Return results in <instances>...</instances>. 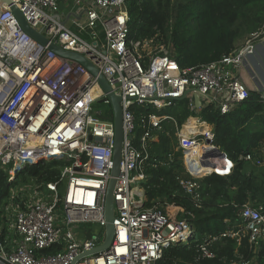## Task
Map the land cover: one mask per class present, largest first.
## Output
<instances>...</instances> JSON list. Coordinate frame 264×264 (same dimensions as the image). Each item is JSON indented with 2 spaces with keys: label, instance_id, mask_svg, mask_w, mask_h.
Returning a JSON list of instances; mask_svg holds the SVG:
<instances>
[{
  "label": "built area",
  "instance_id": "built-area-1",
  "mask_svg": "<svg viewBox=\"0 0 264 264\" xmlns=\"http://www.w3.org/2000/svg\"><path fill=\"white\" fill-rule=\"evenodd\" d=\"M12 7L48 43L88 60L120 98L123 137L112 192L113 239L100 253L79 259L105 240L104 201L114 125L112 115L101 118L105 116L93 112V104L109 102L81 64L55 55L48 45L27 35ZM127 22L126 0H10L0 8V169L13 181L23 166L53 159L68 162L57 181L43 189L22 182L11 189L2 208L6 233L0 239V264H157L165 248L193 238L186 220L143 207L140 185L148 143L162 131V121L172 118L146 113L137 121L134 109L160 112L188 100L189 132L177 133V143L190 179L179 184L194 199L198 178L226 176L233 169V162L214 146L212 130H197L201 119L192 115L193 95L202 106L211 104L221 114L243 102L249 89L239 72L264 39V25L219 60L180 69L166 46L155 45L153 39L129 40ZM215 149L222 155L217 156ZM242 160L264 168V157L246 155ZM263 210L262 205H244L238 214L253 247L264 237ZM86 225L102 230L93 234ZM212 240L200 245L203 257L212 258L207 248ZM49 248L56 251L46 252Z\"/></svg>",
  "mask_w": 264,
  "mask_h": 264
},
{
  "label": "trees",
  "instance_id": "trees-1",
  "mask_svg": "<svg viewBox=\"0 0 264 264\" xmlns=\"http://www.w3.org/2000/svg\"><path fill=\"white\" fill-rule=\"evenodd\" d=\"M126 10L128 39H153L155 45L166 46L180 69L219 60L235 49L240 38L258 32L264 25V0H126ZM187 104L188 100L182 99L160 112L134 109V115L137 121L146 113L170 116L179 127L191 114ZM197 116L212 127L214 146L234 166L226 176L210 174L197 179L194 199L179 184L189 177L183 169V154L175 149L178 143L173 125L162 121V131L156 141L148 143L143 162L145 179L140 185L143 207L162 208L169 219H174L167 214L169 207L175 208L178 218L174 220L190 223L194 236L186 244L165 248L157 264H264V237L258 247L250 245L238 216L244 205L264 206V168L257 172L253 168L248 170V163L242 160L246 155L264 157V96L249 91L248 97L227 114L209 104L202 106ZM66 164L64 160L53 159L26 165L16 171L13 181L6 170L0 169V239L6 233L2 208L11 189L19 182L43 189L46 183L57 181ZM203 171L206 170H200ZM228 232L238 236L221 237ZM207 239H214L207 247L212 258L203 257L199 248Z\"/></svg>",
  "mask_w": 264,
  "mask_h": 264
},
{
  "label": "water",
  "instance_id": "water-1",
  "mask_svg": "<svg viewBox=\"0 0 264 264\" xmlns=\"http://www.w3.org/2000/svg\"><path fill=\"white\" fill-rule=\"evenodd\" d=\"M10 0H0V8L4 5H9ZM12 14L16 17V19L19 21L22 29L24 32L41 43L42 45H48L49 50H51L55 55L64 58L69 59L78 62L81 64L92 76H94L97 79V83L103 93L106 95V99L109 102V105L111 107L112 112V121L114 125V147H113V154H112V168L110 172V179L107 184L106 188V194H105V201H104V218H105V240L104 243L101 246H98L94 248L93 250L83 253L80 257L94 255L97 253H100L102 251H105L108 249L109 245L112 242L113 239V200H112V192L115 186L116 178L119 174V164H120V157H121V148H122V115H121V107H120V98L115 96L114 93L111 91L108 83L106 82L105 78L102 74L99 73V71L88 61L86 60L82 55L62 50L60 47L53 43H48V41L42 37L38 32H35L33 29H31L24 19L22 18L19 11L15 8H11ZM65 22V21H63ZM193 101L197 108L200 107V99L198 95H193ZM103 100H98V103H102ZM104 119H109L106 117H101ZM208 145H210L209 142H207ZM217 156H221L222 153L215 149L213 151ZM89 237V235H88ZM87 237V238H88Z\"/></svg>",
  "mask_w": 264,
  "mask_h": 264
},
{
  "label": "crops",
  "instance_id": "crops-1",
  "mask_svg": "<svg viewBox=\"0 0 264 264\" xmlns=\"http://www.w3.org/2000/svg\"><path fill=\"white\" fill-rule=\"evenodd\" d=\"M238 41L240 42V40H238ZM240 43H238V44H240ZM259 57L264 58V39L259 41L256 44L255 53L253 55L249 56L248 58H246V60L244 61L243 66H242V68H241V70L239 72V78L247 86L249 91L258 92V93H260L263 96L262 93H264V71H263V69H260L259 67H257V64H255V62L259 59ZM200 104H201L200 107L199 108L196 107V110L194 111V113L196 115H193L194 113L192 114L195 119H199V120H200V118L197 116V111H199V109L203 105V102H201V100H200ZM191 117L192 116H188L185 119V121L179 127L177 126V124L174 121V119H172V121L167 120V121L171 122L172 125H173L172 127L174 128V136L176 138V141L178 139L177 135L179 133H181V135H185V134H187V132H189L188 131V126L186 127V122ZM200 122H201V124L197 126V130L198 131H201V130H212V127L209 124H207L206 122H204L202 120H200ZM212 132H213V130H212ZM157 137H158V134L156 133L154 135V138H153L152 141H156ZM175 149L178 150V144H177ZM182 164H183V169L185 171V174L188 177V173H187V171L185 169L186 167L184 165L185 163H184L183 159H182ZM204 170H206V169H204ZM206 171H203V172H206ZM202 177H204V176H201L200 178H202ZM200 178H198V179H200ZM189 179H190V177H189ZM189 179H185V180H189ZM141 196H142L141 200H142V203H143L144 202V197H143V191L142 190H141ZM156 208L159 209L160 211L163 210L162 208H159L157 206H156ZM165 208H168V206H166ZM167 214L171 218H174V219L178 218V212H177V210L175 208L169 207V210L167 211Z\"/></svg>",
  "mask_w": 264,
  "mask_h": 264
},
{
  "label": "rangeland",
  "instance_id": "rangeland-1",
  "mask_svg": "<svg viewBox=\"0 0 264 264\" xmlns=\"http://www.w3.org/2000/svg\"><path fill=\"white\" fill-rule=\"evenodd\" d=\"M63 20H65V17H63ZM245 37L246 36H244V37L239 39L241 43L239 41H237L236 48H238L239 46L242 45ZM238 43H240V44H238ZM255 64H257V67H259L260 69H263V71H264V58L259 57V59L255 62ZM262 94L264 96V93H262ZM93 112H100L105 117H108V116L112 115L110 105H106L104 103H98V101H96L93 104ZM248 165H249L248 166V170H251L253 168L256 172L257 171H263L262 168L254 167L253 165H250V164H248ZM18 170H19V168H18ZM63 189H64V187L60 189L61 193L63 192ZM60 214H61V212H60ZM85 228L86 229H92L93 234H98L102 230V229H99V228H97L96 226H93V225H86ZM103 231L105 232V229H103Z\"/></svg>",
  "mask_w": 264,
  "mask_h": 264
}]
</instances>
